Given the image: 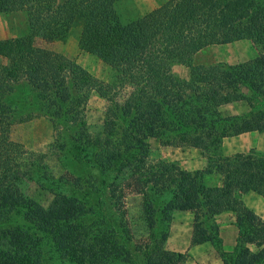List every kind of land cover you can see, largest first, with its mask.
I'll use <instances>...</instances> for the list:
<instances>
[{
	"label": "trees",
	"instance_id": "16d2710c",
	"mask_svg": "<svg viewBox=\"0 0 264 264\" xmlns=\"http://www.w3.org/2000/svg\"><path fill=\"white\" fill-rule=\"evenodd\" d=\"M119 1L0 0V13L24 11L32 32L27 45L0 41V55L6 61L0 63V115L7 114L9 106L2 98L13 88L11 82L25 76L40 88L41 98L48 89L44 86L54 89L53 95L60 105L57 112H50L52 118L69 115L72 122L82 118L80 110L73 113L77 103L67 80L64 85L70 89L69 104L63 98L58 100L63 91L57 81L59 73L48 59L51 53L36 47L32 41L38 34L57 38L72 24L83 21L80 48L98 53L111 66V87L129 86L133 91L128 101L114 108L122 114V125H117L120 138H114L115 129L97 133L95 137H79L80 144L85 145H79L80 152L106 176L114 171L120 178H117L118 186L129 179L123 172L130 167L129 159L136 148L141 147L139 163H133L141 168V163H146V141L137 139L139 146L130 141L131 134L154 129L166 139H179L184 145L209 153V156L202 153L209 160L208 167L202 170L180 169L175 162L166 160L162 172H142L149 219L159 222L155 204L162 214L160 220L164 217L172 220L177 209L191 210L195 215V241L214 244L225 264H264V224L247 211L237 196L247 190L264 196V153L251 151L227 158L219 153L223 136L264 131V100L259 102V98H264V0H171L153 13L132 21H122L116 9ZM244 39L258 40L263 46L257 49L256 57L234 64L194 65L188 80L171 73L173 64H190L194 55L208 46ZM2 85L6 87L4 90ZM244 87L249 93L243 91ZM232 101H246L252 109L246 116H222L220 106ZM46 107L52 110L50 103ZM137 114L144 121H136ZM2 120L0 264H52V261L54 264H166L169 261L170 256L165 252L164 258L159 259L151 246H146L143 255L139 253L125 222L120 220L118 224L113 215L107 214L106 218L103 215L95 218V208L84 200L62 194L44 209L28 199L13 184V179L20 168L27 165L29 172L33 164L25 162L18 166L17 159L22 158L24 149L6 139ZM134 122L139 129H133ZM11 164H16L18 169L11 176L6 175ZM154 180L161 182L157 192L152 189L156 187ZM117 190L114 189L111 197L119 204ZM163 193L168 198L164 196L156 201ZM224 209L237 212L240 239L233 254L223 250L219 235L216 218ZM98 212H101L99 208ZM89 215L94 218L89 219ZM20 216L34 224V231L23 222H12L20 221ZM163 230L159 229L158 233ZM247 243H255L262 252L250 249ZM54 254L62 261L54 260ZM180 256L182 262L186 261L185 255Z\"/></svg>",
	"mask_w": 264,
	"mask_h": 264
},
{
	"label": "rangeland",
	"instance_id": "374dc122",
	"mask_svg": "<svg viewBox=\"0 0 264 264\" xmlns=\"http://www.w3.org/2000/svg\"><path fill=\"white\" fill-rule=\"evenodd\" d=\"M169 1L171 0H120L116 9L122 21H132L153 13L155 9L161 8ZM4 13L7 12L0 13V41L13 40L18 42L19 46L27 45V42L31 40L32 32L29 31L26 13L24 11H16L11 15H4ZM2 16H5V18ZM82 26L83 21L80 20V22L72 24L57 38H48L38 34L34 36L32 41L36 47L51 53V55L48 54V59L50 65L52 64L51 67L59 73L57 81L63 91L58 100L63 98L65 104H69L71 95L75 96L77 104L73 113L80 110L82 112L80 117L82 118L75 122L68 120V117L70 119L69 115L63 116L62 119L52 118L49 115L50 112H57L60 105L55 95H53L54 89L50 86H44L48 89L43 92L44 96L41 98L39 97L40 88L29 82L25 76L18 81L11 82L13 88L2 98L9 106L7 114L2 115L3 117L0 115V121L1 118L3 119L6 139L24 149L22 158L17 159L19 160L17 161L18 166L23 165L25 162H32L33 164V169L29 172V166L27 165L25 169L20 168L16 177L13 175L15 177L13 184L28 199L38 202L44 209L50 207L55 199L60 198L62 194L84 200L92 208H95V211L93 210L95 218H100L102 215L106 218L107 214L108 216L113 215L118 224L120 220L125 222L133 237V244L137 245L138 252L142 255L145 250L147 251L146 246H151L155 248V255L159 259H163L165 253L170 256L166 264H191L192 261L182 262L181 253L178 252L179 249L173 248L178 245H171L168 238L171 231L170 225H175L177 223L175 221L179 219L188 221L192 218L189 217V213L177 209L173 212L172 218L174 219L168 221L164 217L163 220H160L162 214L158 211V205L155 204L154 207L157 209L156 218L159 222L155 221L154 218L153 220L149 219L148 206L145 204L143 191L142 172H162L167 164L166 160L171 163L175 162V165L180 169L189 170L191 167L190 158L197 155L196 151L188 144L184 145L185 143L179 139H166L164 135L154 129L148 131L145 129L142 134L133 133L134 135H130V141L137 143V139H141L142 142L146 141L147 143L146 163H141L142 168L133 163H139L137 158L141 152V147L136 148L129 159L132 162L130 167L124 169L123 172L129 179L124 183L122 182L120 186L117 183L120 178L116 177L114 171L109 172V175L106 176L99 167L86 160L85 153L80 152L79 145H85L80 144L82 142L79 137L82 139L87 138L89 135L95 137L97 133H107L115 129L114 138H120V136H117L119 128L117 125H122L120 120L122 114L114 108L115 105H123L128 101L127 97L133 91L129 86L125 88L111 87L113 80L111 66L98 53L85 52L80 48L79 40ZM24 37L23 41H19L20 38ZM261 48L263 49V46L255 39H244L222 45L215 44L199 51L191 59L190 64L189 62L186 64L175 63L170 70L173 75L188 80L191 77L192 66L194 65L219 59L226 60L228 55L231 57L233 53L235 55L246 54L249 57L250 54H254L256 49ZM61 57L65 60H62ZM1 61L4 64L6 63L0 55V63ZM66 80L72 89L71 95L70 89H67L68 85H64ZM6 84H9V82L6 81ZM1 87L3 90L6 88L4 85ZM243 91L249 93L246 87L243 88ZM55 100L58 104L55 103ZM261 100H264V98H259V102ZM236 102L248 103L246 101L224 103L219 108L222 116H233L225 108L228 104ZM48 103H50L52 110L46 107ZM230 106L233 107V104ZM250 107L252 109L251 105ZM42 109L43 112H40ZM134 117L136 121H144L140 114ZM137 128V123L134 122L133 129ZM138 145L140 146V143ZM201 152L207 156L210 155L205 153L204 150H201ZM17 169L16 164H11L5 171L6 175L11 176ZM103 180H106L105 184ZM154 184L157 189L155 186L152 189L157 192L161 182L156 181ZM115 188H118L116 193L119 204L115 202L114 197H111V193H114ZM164 196L168 198V194L163 193L162 196L156 198V201H161ZM98 199H102V201L99 202ZM88 207L90 206L88 205ZM98 208L101 212H98ZM178 215L182 216L178 218L176 217ZM94 217L89 215V219ZM20 219V221L19 219H13L12 222H23L34 231L33 223L27 222L21 216ZM224 220L228 222V217H225ZM119 228L124 229L120 225ZM162 228L164 230L158 233L159 229ZM230 239L233 241L234 238H228L227 242L231 244ZM222 244L223 250L233 254L236 245L235 247L233 245L229 246L226 243L224 244V241H222ZM247 246L254 251L259 249L262 252L261 248L257 247L255 243H247ZM53 258L62 261L58 254H54ZM197 260L199 259L193 260L195 262H192V264H198ZM52 264H54L53 261Z\"/></svg>",
	"mask_w": 264,
	"mask_h": 264
},
{
	"label": "crops",
	"instance_id": "0c3cea01",
	"mask_svg": "<svg viewBox=\"0 0 264 264\" xmlns=\"http://www.w3.org/2000/svg\"><path fill=\"white\" fill-rule=\"evenodd\" d=\"M14 13H16V11L7 12L4 13V15H11ZM2 17L5 18V16ZM257 54V49L254 51V54H250L249 57H247L246 54L240 53L235 55L233 53L231 57L228 55V59L226 60L219 59L202 64L210 65L213 63L224 61L234 64L252 59L256 57ZM231 104H233V107L230 106ZM225 109L228 111L229 114L232 115H247L251 110V107L248 103L236 102L228 104ZM190 147L194 149V151H196L197 155L190 158L191 167L189 168V170H202L206 166H208L209 160L206 156L202 154L201 149L193 146ZM251 151H258L264 153V131L250 130L241 132L239 134L226 135L221 137L219 143V153L224 158L239 153H249ZM237 196L244 205V207L247 209V211L253 213L256 217L260 219L262 224H264V196L254 190L243 191L241 192V194L237 193ZM179 211L189 213V217H191L192 219H189L188 221H185V219H182L184 221H181V219H179L175 221L177 223L174 222L175 225L171 223V231L168 239L171 245H178L177 247L173 248H178V252L186 256V262H195L193 260L199 259L197 260L198 264H225L217 247L214 244H212L210 241H204L200 243H197L195 241L194 213L191 210L185 209ZM181 216L182 215H178L176 217L179 218ZM236 216L237 212L235 210L224 209V211L217 214L216 218L219 227V235L222 238V241H224V244L226 243L229 246L233 245V247L238 244L240 239V229L235 224L237 223ZM225 217H228V222L224 220ZM229 237L234 238L233 241L230 239L231 244L227 242Z\"/></svg>",
	"mask_w": 264,
	"mask_h": 264
}]
</instances>
